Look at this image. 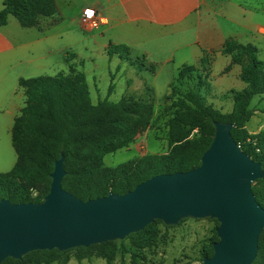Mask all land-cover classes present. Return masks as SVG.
<instances>
[{
  "label": "trees",
  "instance_id": "trees-1",
  "mask_svg": "<svg viewBox=\"0 0 264 264\" xmlns=\"http://www.w3.org/2000/svg\"><path fill=\"white\" fill-rule=\"evenodd\" d=\"M55 13L54 0H4L0 27L7 24L9 17L22 28L37 27L41 18ZM121 52L127 55V46L110 44L107 48L109 57ZM219 53L230 56L232 63L240 66L239 79L246 85L240 91L229 92L231 111L221 113L207 105L201 94V90L208 92L210 88L208 67L213 63V55L204 54L198 65L208 72L203 70L192 76L195 67L183 65L177 77L188 79L187 90L166 97L171 100L167 153L146 154L114 168L104 165V156L126 147L146 126L153 110L152 95L141 99L123 96L117 102L105 99L93 104L84 74L74 69L68 74L19 79L26 103L11 133L17 162L10 172L0 174V200L13 204L41 202L49 191L50 174L61 154L65 171L62 189L83 202L111 193L123 195L156 175L187 172L198 167L201 155L210 146L214 122L234 124L231 137L245 154L260 163L264 172V131L249 134L245 128L253 98L264 97V61L257 58L251 45L234 40H227ZM146 91L153 94L151 89ZM36 185L37 195L32 196L30 190ZM251 191L264 209V177L253 182ZM157 223L162 222L155 220L136 234L145 233ZM216 241L215 236L202 260L212 256ZM108 244L78 248L88 251ZM39 253L63 255L65 251H34L21 260L5 259L2 264H26L28 256ZM252 264H264V228Z\"/></svg>",
  "mask_w": 264,
  "mask_h": 264
},
{
  "label": "water",
  "instance_id": "water-1",
  "mask_svg": "<svg viewBox=\"0 0 264 264\" xmlns=\"http://www.w3.org/2000/svg\"><path fill=\"white\" fill-rule=\"evenodd\" d=\"M214 134L198 167L161 174L123 194L81 201L62 189L64 157L55 161L47 195L39 203L0 200V264L34 251L59 252L123 240L158 220L214 219L217 241L202 264H252L264 228V209L251 191L262 179L231 137L234 124L214 122Z\"/></svg>",
  "mask_w": 264,
  "mask_h": 264
},
{
  "label": "crops",
  "instance_id": "crops-1",
  "mask_svg": "<svg viewBox=\"0 0 264 264\" xmlns=\"http://www.w3.org/2000/svg\"><path fill=\"white\" fill-rule=\"evenodd\" d=\"M3 1L0 0V10ZM54 3L56 13L41 18L37 27L22 28L12 17L0 27V174L10 172L17 162L11 133L26 103L18 80L42 75L53 62L57 66L51 71L53 76L68 74L71 69L77 71L71 65L72 60L83 55L79 51L68 55L72 37L83 41L89 59L108 58L110 44L125 45L127 56L133 59H153L162 64L177 60L180 65L177 73L183 65H198L204 54L213 55V62L214 55L223 56L226 67L230 66L229 72H234L239 83L228 86L223 80L229 72L219 73L220 80L217 83L212 80L210 87L221 93L240 91L246 86L239 79L240 66L232 63L230 56L219 53L227 40L251 45L257 58L264 59V0H54ZM86 7L96 9L100 16L95 30L80 25V14ZM80 29L87 34L81 39ZM126 59L134 65L133 60ZM216 75L211 67L212 79ZM127 87L135 91L132 80ZM256 103L264 109L263 96L254 97L250 107Z\"/></svg>",
  "mask_w": 264,
  "mask_h": 264
},
{
  "label": "rangeland",
  "instance_id": "rangeland-1",
  "mask_svg": "<svg viewBox=\"0 0 264 264\" xmlns=\"http://www.w3.org/2000/svg\"><path fill=\"white\" fill-rule=\"evenodd\" d=\"M79 32L80 39L81 36L87 35L81 29ZM81 41L72 37L67 53L70 55L79 51L83 55L73 59L71 65L85 75L93 103L105 99L117 102L123 96H133L137 99L153 96V110L146 126L140 128L126 147L104 156V165L114 168L137 159L140 155L167 153V123L171 116V100L166 97L172 92H185L189 85L187 78L177 77V68L180 66L178 61L169 64H162L153 59L143 61L141 57L133 59L123 52L108 58L89 59ZM126 58L133 60L134 65L126 62ZM258 59L264 60L262 56ZM54 63L40 76H53L51 71L57 67ZM193 66L196 70L192 72V76L199 75L204 70L199 65ZM211 67L212 73L217 74L213 79ZM208 68L210 85L212 80L214 83L220 80L219 73L225 74L230 70V66L226 67L225 57L217 55H214L213 66L211 64ZM129 80L133 81L135 91L128 89ZM223 81L228 83V86H236L238 82L233 71L226 74ZM152 88L153 94L146 91ZM229 92L221 93L213 87H210L208 92L201 90L207 105L213 106L223 114L232 109ZM250 111L251 117L245 124L247 132L257 134L264 131V109L256 103L250 107ZM37 187L36 185L30 190L32 196L37 195ZM217 226V221L209 218L184 219L175 226L157 223L143 234H131L123 240L109 242L108 245L94 247L88 251L74 248L65 251L63 255L33 254L26 258V264H202L203 253L208 251L215 238Z\"/></svg>",
  "mask_w": 264,
  "mask_h": 264
},
{
  "label": "built area",
  "instance_id": "built-area-1",
  "mask_svg": "<svg viewBox=\"0 0 264 264\" xmlns=\"http://www.w3.org/2000/svg\"><path fill=\"white\" fill-rule=\"evenodd\" d=\"M79 21L83 29L95 30L99 27L100 16L96 11V9L91 7H86L82 10ZM263 33H264V29H263Z\"/></svg>",
  "mask_w": 264,
  "mask_h": 264
}]
</instances>
